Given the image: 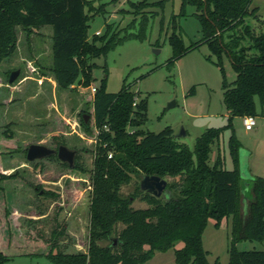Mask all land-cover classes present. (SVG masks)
<instances>
[{
  "label": "trees",
  "instance_id": "1",
  "mask_svg": "<svg viewBox=\"0 0 264 264\" xmlns=\"http://www.w3.org/2000/svg\"><path fill=\"white\" fill-rule=\"evenodd\" d=\"M165 1L129 2L131 13L142 14L137 32L126 31L133 22L122 28L125 29L123 35L122 29L114 30L112 24H107L103 34L95 33L89 38L88 21L104 11L103 4L95 6L92 0H0V62L16 49L17 26L29 33L34 28L50 25L51 71L57 85L69 88L77 82L84 87L90 86L95 80L93 59L106 56L126 40H144L148 24L145 9L154 5L162 8ZM251 3L252 0H181V15L185 14L186 5L196 7L194 15L201 24L202 38L185 45L175 30L168 38L172 46V56L166 62L168 68L199 44L208 45L215 56L213 63L221 73L222 103L228 112L226 123L205 128L196 138L194 149L190 150L185 143L177 141L170 126L159 132L142 129L147 118L146 99L139 98L137 92L125 84L116 93L107 92L103 77L91 100L92 127L98 133L90 169L86 251L59 249L58 240L64 235V226L56 225L50 236L36 230L33 239L18 240L15 236L10 242L7 238L6 243L0 244V264L11 257L1 246L5 245L6 250L14 247L20 252L25 245L37 243L49 246L45 253L47 264H142L156 251L171 248L176 264H209L208 252L202 244L208 219H214L215 226H219L222 219L230 216L228 264H264V250L236 248L240 240L264 239V178L256 175L244 180L241 177V144L232 124L235 116L257 115L255 96L264 101V33H256L246 23V18L257 11L256 7L251 8ZM223 54L227 55L236 73L231 82L226 78ZM82 125L90 130L89 123L83 119ZM226 129L231 130L228 147L232 169L223 167L220 151L213 164L208 161L212 145L219 142ZM4 133L7 138L13 137L11 132ZM55 144H65V140L58 139ZM77 158L75 154L73 168L86 171ZM49 159L58 158L52 155ZM142 174L162 178L179 176L180 181L167 182L166 196L155 197L141 191L139 185L134 193L123 196L121 186L133 176L140 178ZM10 177L0 171V191L2 181ZM246 187L250 188L251 197L247 211L242 213L240 205ZM44 194L56 196L51 191H44ZM138 195L147 207L134 209L131 206L132 199ZM118 223L122 224L119 230L116 229ZM112 235H115V244L110 239ZM100 241L108 243L100 244ZM179 242L182 245L176 247Z\"/></svg>",
  "mask_w": 264,
  "mask_h": 264
},
{
  "label": "rangeland",
  "instance_id": "2",
  "mask_svg": "<svg viewBox=\"0 0 264 264\" xmlns=\"http://www.w3.org/2000/svg\"><path fill=\"white\" fill-rule=\"evenodd\" d=\"M95 6L104 5V11L95 14L88 21V37L96 31L103 34L107 24L114 30L125 28L137 32L142 14L131 13L130 1L138 0H92ZM152 2L158 0H151ZM256 7L254 16H248V23L256 33H264V0H252ZM181 0H166L163 7L157 5L145 9L148 17L146 38L130 39L117 45L106 56L93 59L95 78L90 86L77 82L69 88L57 85L52 67V27L40 26L28 33L21 26L16 27L15 51L0 62V171L12 177L2 181L0 191V244L6 239L13 241L27 237L33 239L36 230L50 236L56 225L64 226V235L58 240V248L64 252L86 251L89 228L90 169L93 161L95 130L92 127L91 86L97 87L105 77L107 92L116 93L125 84L146 99V121L144 130L159 132L170 126L178 142L194 149L196 138L207 127H219L226 123L227 110L222 103L221 73L213 63L215 56L206 43L199 44L175 60L168 68L166 62L172 56L169 36L173 30L185 45L202 38L201 24L194 13L193 5L185 6L180 14ZM153 13H155L153 15ZM134 20V21H133ZM125 33L122 29L121 35ZM227 32L224 38H227ZM222 63L229 82L235 79L227 55ZM19 70L16 79L9 83V75ZM257 115L251 130L243 126L242 117L232 120L235 137L239 140V158L246 166L248 178H264V101L254 97ZM87 120L90 130L82 125ZM4 132H11L7 138ZM183 132L185 134H183ZM231 130L226 129L219 142L212 145L209 163L213 164L218 151L223 157V167L232 169L233 161L228 147ZM76 150L78 163L86 171L68 167L59 159L43 158L34 161L26 159V150L31 143H42L55 147L57 140ZM18 149V151H14ZM243 155V157H242ZM169 182H179L180 177H164ZM140 178L133 176L123 184L120 193L129 196L134 193ZM246 186V185H245ZM240 209L245 213L251 197L246 187ZM51 191L56 196L44 194ZM131 206L145 208L148 204L141 195L132 199ZM212 218L202 233L203 248L208 252L209 264H228V246L231 238V216L222 219L215 226ZM122 224H117L119 230ZM25 233V234H24ZM8 234V235H7ZM20 234V235H19ZM115 238V235L111 236ZM107 241H100L106 244ZM18 245L24 246L18 242ZM181 242L176 244L180 247ZM36 246V247H35ZM28 244L16 252L12 247L5 253L11 257L5 264H47L45 253L48 244ZM238 250H264V239H246L236 242ZM15 253H19L14 255ZM142 264H176L174 249L161 252Z\"/></svg>",
  "mask_w": 264,
  "mask_h": 264
},
{
  "label": "water",
  "instance_id": "3",
  "mask_svg": "<svg viewBox=\"0 0 264 264\" xmlns=\"http://www.w3.org/2000/svg\"><path fill=\"white\" fill-rule=\"evenodd\" d=\"M18 74H19L18 69L11 71L8 82L12 83L16 79ZM87 118L88 116L84 117L85 123L88 122ZM183 134L185 133L183 132ZM75 154H76V150L68 147L65 144H61L57 148H53V147L44 145L42 143H31L27 147L26 159L28 161H34V160H39L43 158H48L52 155H56L57 158L61 162L67 163L69 167H73L74 160H75ZM239 165H240L241 177L243 179L248 178L249 176L247 175L246 166L241 158V155L239 158ZM166 186H167L166 179L158 175L142 174L140 176V180H139L140 190L148 192L155 197L166 196L167 195ZM110 239L113 241V244H115V238L111 237Z\"/></svg>",
  "mask_w": 264,
  "mask_h": 264
},
{
  "label": "built area",
  "instance_id": "4",
  "mask_svg": "<svg viewBox=\"0 0 264 264\" xmlns=\"http://www.w3.org/2000/svg\"><path fill=\"white\" fill-rule=\"evenodd\" d=\"M98 33H99V31H96V34H98ZM90 90H91L92 93H94L95 92V86H91ZM242 122H243V126H244V128L246 130L253 129V127L256 124V121H255L253 116H244V117H242ZM94 130H95V136H94V140L93 141L95 142L98 131L96 129H94ZM108 157H111V153L108 154Z\"/></svg>",
  "mask_w": 264,
  "mask_h": 264
},
{
  "label": "flooded vegetation",
  "instance_id": "5",
  "mask_svg": "<svg viewBox=\"0 0 264 264\" xmlns=\"http://www.w3.org/2000/svg\"><path fill=\"white\" fill-rule=\"evenodd\" d=\"M58 146H55V147H53V148H57ZM49 158V157H48Z\"/></svg>",
  "mask_w": 264,
  "mask_h": 264
},
{
  "label": "crops",
  "instance_id": "6",
  "mask_svg": "<svg viewBox=\"0 0 264 264\" xmlns=\"http://www.w3.org/2000/svg\"><path fill=\"white\" fill-rule=\"evenodd\" d=\"M227 115H228V112H227ZM227 117V116H226ZM252 176H254V175H252Z\"/></svg>",
  "mask_w": 264,
  "mask_h": 264
}]
</instances>
